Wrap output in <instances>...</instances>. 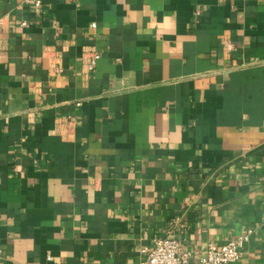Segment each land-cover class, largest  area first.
Listing matches in <instances>:
<instances>
[{"label": "crops", "instance_id": "obj_1", "mask_svg": "<svg viewBox=\"0 0 264 264\" xmlns=\"http://www.w3.org/2000/svg\"><path fill=\"white\" fill-rule=\"evenodd\" d=\"M36 1L0 0V264H264V0Z\"/></svg>", "mask_w": 264, "mask_h": 264}, {"label": "built area", "instance_id": "obj_2", "mask_svg": "<svg viewBox=\"0 0 264 264\" xmlns=\"http://www.w3.org/2000/svg\"><path fill=\"white\" fill-rule=\"evenodd\" d=\"M40 5V1H36ZM89 68L96 66L99 53L89 51ZM252 234V230L245 231L236 240L225 245L211 243L205 253L195 262H191V253L183 248L178 239L168 235L157 238L151 249H144V258L139 264H229L240 259L245 241Z\"/></svg>", "mask_w": 264, "mask_h": 264}]
</instances>
